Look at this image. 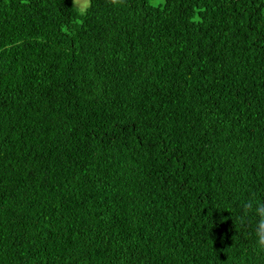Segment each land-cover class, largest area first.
<instances>
[{
  "label": "trees",
  "instance_id": "trees-1",
  "mask_svg": "<svg viewBox=\"0 0 264 264\" xmlns=\"http://www.w3.org/2000/svg\"><path fill=\"white\" fill-rule=\"evenodd\" d=\"M264 0H0V264H264Z\"/></svg>",
  "mask_w": 264,
  "mask_h": 264
},
{
  "label": "clouds",
  "instance_id": "clouds-1",
  "mask_svg": "<svg viewBox=\"0 0 264 264\" xmlns=\"http://www.w3.org/2000/svg\"><path fill=\"white\" fill-rule=\"evenodd\" d=\"M112 2L116 3L117 0H112ZM253 203L252 201L247 202L244 208L246 211H254L259 218L255 225L256 244L260 250L264 251V203H255L254 208Z\"/></svg>",
  "mask_w": 264,
  "mask_h": 264
},
{
  "label": "rangeland",
  "instance_id": "rangeland-1",
  "mask_svg": "<svg viewBox=\"0 0 264 264\" xmlns=\"http://www.w3.org/2000/svg\"><path fill=\"white\" fill-rule=\"evenodd\" d=\"M75 4L82 5L85 0H72Z\"/></svg>",
  "mask_w": 264,
  "mask_h": 264
}]
</instances>
